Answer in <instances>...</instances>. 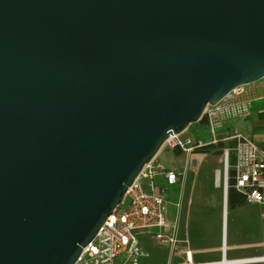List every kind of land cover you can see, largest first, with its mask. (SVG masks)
<instances>
[{"label":"water","instance_id":"1","mask_svg":"<svg viewBox=\"0 0 264 264\" xmlns=\"http://www.w3.org/2000/svg\"><path fill=\"white\" fill-rule=\"evenodd\" d=\"M264 78V0H0V264H74L168 138Z\"/></svg>","mask_w":264,"mask_h":264},{"label":"crops","instance_id":"2","mask_svg":"<svg viewBox=\"0 0 264 264\" xmlns=\"http://www.w3.org/2000/svg\"><path fill=\"white\" fill-rule=\"evenodd\" d=\"M202 125L207 126L205 134H208L204 144H214L207 120ZM236 131L253 139L264 152V99L253 104L248 116L219 128L216 138L229 147ZM176 149L170 148L158 155L157 160L169 170L182 172V176L172 185L164 176H159L157 182L166 189L168 219L177 225L183 242L170 253L158 246L154 238L141 236L148 256L140 264H188L184 254L188 248L193 250L198 264H264V207L248 203L246 199L244 203L232 204L229 199L230 180L235 175V153L226 165L224 153H219L218 148L208 152ZM170 153L178 157L186 155V166L176 165ZM199 180L200 192L196 190ZM117 264L130 263L122 254Z\"/></svg>","mask_w":264,"mask_h":264},{"label":"built area","instance_id":"3","mask_svg":"<svg viewBox=\"0 0 264 264\" xmlns=\"http://www.w3.org/2000/svg\"><path fill=\"white\" fill-rule=\"evenodd\" d=\"M264 99V78L233 89L224 99L206 108L204 116L216 144V131L226 123L248 116L253 104ZM234 146L225 147L223 153L226 165L231 153L236 156L235 188L245 195L246 202L264 207V152L250 137L235 132L231 137ZM165 145L193 152L204 145L192 137L182 134L171 135ZM164 176L169 184H176L182 172L169 170L157 158L145 165L136 180L129 187L125 200L110 214L96 238L84 249L74 264H117V258L124 254L130 264H140L148 252L141 242V236H150L158 246L173 253L183 242L178 227L168 219L169 203L166 189L160 187L157 178ZM264 220V210L262 212ZM188 264L194 261L193 250L184 251ZM208 264V263H207Z\"/></svg>","mask_w":264,"mask_h":264},{"label":"trees","instance_id":"4","mask_svg":"<svg viewBox=\"0 0 264 264\" xmlns=\"http://www.w3.org/2000/svg\"><path fill=\"white\" fill-rule=\"evenodd\" d=\"M193 125H196L195 128H193ZM190 127H191L190 129L193 128L191 132L195 135L194 139H195V142L197 144L200 141H205V139L207 138V135L205 134V131L207 129L206 125L192 124ZM234 144H235V141L233 140L232 142L229 143V147L234 146ZM212 148H218L219 149V153L223 152V149L225 148V142L220 141V142H218L216 144H204L203 146L196 148L195 151L196 152L197 151L208 152ZM176 150L181 152L180 148H177ZM231 156L235 157L233 152L231 153ZM229 199H230V202L232 204L244 203L245 202V195L243 193L239 192L235 188V175H232V178L230 180Z\"/></svg>","mask_w":264,"mask_h":264},{"label":"rangeland","instance_id":"5","mask_svg":"<svg viewBox=\"0 0 264 264\" xmlns=\"http://www.w3.org/2000/svg\"><path fill=\"white\" fill-rule=\"evenodd\" d=\"M205 122H206V118L203 117V118L201 119V121H199L198 123H195V124H205ZM195 126H196V125H193V128H195ZM190 128H191V127H189V129L186 130L182 135H183V136L192 135V136L194 137L195 135L191 132L193 128H192V129H190ZM206 135H208V134L206 133ZM169 150H170V147H169L168 145H164V147L161 149V151L159 152L158 155L163 154V153H165V152H167V151H169ZM158 155H157V156H158ZM169 156L175 158L176 165H178L179 167L184 168V167L186 166V163H187V162H186V155H183V156H181V157H178V156L174 155L173 153H170ZM156 158H157V157H156ZM196 190L200 192V180L198 181L197 189H196ZM199 192H198V193H199Z\"/></svg>","mask_w":264,"mask_h":264}]
</instances>
